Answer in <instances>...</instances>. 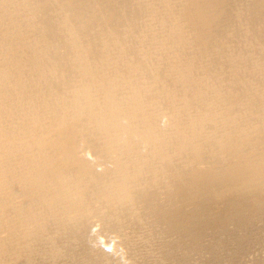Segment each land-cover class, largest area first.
I'll list each match as a JSON object with an SVG mask.
<instances>
[{
	"label": "rangeland",
	"instance_id": "1",
	"mask_svg": "<svg viewBox=\"0 0 264 264\" xmlns=\"http://www.w3.org/2000/svg\"><path fill=\"white\" fill-rule=\"evenodd\" d=\"M183 1L0 0V204L10 205L0 207V232L8 233L0 264H264V223L257 233L247 230L246 209L233 202L212 222L210 182L185 202L195 187L185 171L222 154L215 167L236 164L223 152L228 142L239 145L232 136L238 122H255L260 132L240 144L247 146L242 156L259 152L264 1L208 0L197 36L182 21ZM61 119L77 126V156L97 162L85 180L47 162L36 138ZM252 192L245 207L254 223L264 216V188ZM241 237L243 251L225 263Z\"/></svg>",
	"mask_w": 264,
	"mask_h": 264
},
{
	"label": "bare ground",
	"instance_id": "2",
	"mask_svg": "<svg viewBox=\"0 0 264 264\" xmlns=\"http://www.w3.org/2000/svg\"><path fill=\"white\" fill-rule=\"evenodd\" d=\"M16 1V0H15ZM34 1V0H33ZM53 1V0H52ZM264 1V0H263ZM56 2V1H55ZM121 2V1H120ZM208 3V0H184L183 1V4L180 6L181 7V12H180V15L183 17L182 18V21H184L185 23L188 24L189 28L191 29L192 33L195 34V36H197L200 32H201V25L203 24V22H205L206 20H208L209 18V8L206 7V4ZM29 4V3H28ZM35 7V6H34ZM51 7V6H50ZM79 8V7H78ZM8 9V8H7ZM108 9V8H107ZM82 10V9H81ZM124 11V10H123ZM152 13V12H151ZM37 15V14H36ZM76 15V14H75ZM179 15V16H180ZM81 16V15H80ZM86 17V16H85ZM176 18V17H175ZM46 19V18H45ZM87 19V18H86ZM184 19V20H183ZM14 20V19H13ZM67 20V19H66ZM91 21V20H90ZM13 22V21H12ZM177 22V21H176ZM61 23V22H59ZM73 23V22H72ZM183 24V23H181ZM55 25V24H54ZM94 26V25H93ZM177 26V25H176ZM78 27V26H77ZM106 27V26H105ZM63 28V27H62ZM61 28V29H62ZM68 28V27H67ZM83 28V27H82ZM54 30V29H53ZM100 30V29H99ZM105 30V28H104ZM102 30L104 33L105 31ZM132 30V29H131ZM186 30V29H185ZM189 30V29H188ZM61 31V30H60ZM101 31V32H102ZM190 31V32H191ZM51 32V31H50ZM69 32V31H68ZM99 32V31H98ZM58 33V32H57ZM63 33V32H62ZM96 33V32H94ZM111 33V32H110ZM186 33V32H185ZM103 34V33H102ZM114 34V33H113ZM17 35V34H16ZM33 35V34H32ZM55 35V34H54ZM100 35V34H98ZM189 35V34H188ZM193 36V35H192ZM66 37V36H65ZM84 37V36H83ZM96 37V35L94 36ZM103 37V36H101ZM98 38V37H97ZM100 38V37H99ZM38 39V38H37ZM105 39V38H104ZM85 40V39H84ZM98 40V39H97ZM100 40H103V39H100ZM98 40V41H100ZM106 40V39H105ZM72 41V40H71ZM104 41V40H103ZM86 42V41H85ZM94 43V42H93ZM102 43V42H100ZM95 44V43H94ZM110 44V42H109ZM123 44V43H122ZM90 45V44H89ZM106 45V44H105ZM95 46H97L95 44ZM111 46V45H110ZM115 46V45H114ZM102 47V46H101ZM107 47V46H105ZM91 48V47H90ZM111 48V47H110ZM15 49V48H14ZM96 49V48H95ZM108 49V48H107ZM90 50V49H89ZM99 51V50H98ZM108 51V50H107ZM110 52V51H109ZM94 55V54H93ZM100 55V54H99ZM33 59V58H32ZM38 59V58H37ZM22 60V59H21ZM103 98V97H102ZM166 99V98H165ZM131 100V99H130ZM164 100V99H163ZM203 100V99H202ZM110 103V102H109ZM164 110V109H163ZM264 112V110H263ZM101 113V112H100ZM204 113V112H203ZM98 114V113H97ZM184 114V113H183ZM194 114V113H193ZM195 116V115H194ZM198 116V115H196ZM191 117V116H190ZM201 117V116H200ZM198 118V117H197ZM196 118V119H197ZM105 119V118H104ZM192 120V118H190ZM195 119V118H194ZM203 119V118H201ZM207 120V119H206ZM236 120V118H235ZM239 120V119H238ZM244 120V119H243ZM249 120V119H248ZM254 120V119H253ZM193 121V120H192ZM198 121V119H197ZM196 121V122H197ZM202 121H205V120H202ZM240 121V120H239ZM178 122V121H177ZM188 125L190 123H192L190 120L187 121ZM195 122V123H196ZM200 122V121H199ZM245 122V121H244ZM252 122V121H250ZM255 122H252V123H249L248 122L246 123H240L238 122V126L235 127V130H236V134L235 135H232L233 136V139L236 138L235 140H239V145L237 146L236 149H234V140H233V143L231 144L230 142H228L227 144L231 147L230 150H227L225 149L224 150V155H229V156H233V157H236L237 161H236V164L233 165V166H230L229 164H225L224 166L223 165H220L222 166L221 168H217L215 167L214 165L217 163V161L221 158V160H223V154L221 155V157H217L216 159L212 160L211 162H209L206 166L202 165V168H199V166L197 168H194V169H189V171H185V175L187 178H190L191 181H194L195 183V187H192L194 189V192H191V194H189L188 197L185 198V202H188V201H193V200H197V196H198V192H196V189L198 187V184H207L208 182H210V185L207 189V193H210V196L209 198H205V201L207 202V206L208 208L206 207V209L208 211H210V214L209 216H213L212 219V222H214L216 219H218L220 217V214H221V208L224 207V203H231L233 202V204H235V206H238L239 207V210H244L246 209L244 213H246V220L247 223L245 222V224H247L246 228L247 230H254L256 233L257 231L259 232L260 230V227L263 226V223H264V216L263 217H259L261 219H259V221H256L254 223H252L253 221L256 220V218H254V220L252 221L251 219V213L253 211H250L251 208L247 209V207H245L246 204H249V201L254 198V196H256L257 194H255L254 192L252 191H255L257 190V188H261L263 189L264 188V152L261 151L264 150L262 148V144L264 145V136L262 135L261 137H259V139H257V144L254 145L253 148H257L256 150H258L259 152L254 154V153H251V156L250 157H247L246 155L245 156H242L244 154H248V153H242V152H246L247 150V146L242 147L240 146V144H242L243 142H246L247 140L251 139L253 136H256L257 134H260V132H258V126H255V125H252L254 124ZM178 124V123H177ZM184 124V123H183ZM264 124V123H263ZM262 124V125H263ZM183 126V125H182ZM186 126V125H185ZM190 127L192 126L193 128H195L193 125H189ZM196 126V125H195ZM160 127V126H159ZM158 127V128H159ZM188 127V126H186ZM263 127V126H262ZM51 130L49 131V127L47 128L48 131H41V134L40 136H36L39 137L37 138V140L39 139L40 140V146H43L44 149H45V160H48L52 163H54L55 165H57L58 167L56 169H60L61 170H64L63 172H65V169H67L68 171L70 170H75L76 173L74 174H77V176L82 179V180H85L87 178V176L89 177L90 175H92L95 171V169H97V162H94L92 161L91 159H89L88 157H85V156H81V157H78L77 156V151H79V148L81 145L80 141H78L75 136H76V129H77V126L76 124L74 123V121H69V120H65V119H61L59 120L58 123L54 124V127H51ZM181 128V127H180ZM184 128V127H183ZM189 128V127H188ZM200 128V127H199ZM157 129V128H156ZM173 129V128H172ZM260 129V128H259ZM262 129V128H261ZM45 130V129H44ZM195 130V129H193ZM159 131V130H158ZM192 131V129H191ZM199 131V130H198ZM197 132V131H196ZM224 132V131H223ZM257 132V133H256ZM264 132V131H263ZM16 134V133H15ZM263 134V133H261ZM38 135V133H37ZM226 135V134H225ZM225 137V136H224ZM197 138V137H196ZM230 138V137H228ZM227 140V139H225ZM259 141V142H258ZM37 142V141H36ZM250 142V141H249ZM30 143V142H29ZM237 143V142H236ZM33 144V143H32ZM37 144V143H36ZM180 144V143H179ZM249 144V143H248ZM39 145V144H38ZM194 145V144H193ZM226 145V144H225ZM236 145V144H235ZM260 145V146H259ZM34 146H36L34 144ZM180 146V145H179ZM190 146L193 148V146L190 144ZM197 146V145H196ZM29 147V145H28ZM206 147V146H205ZM264 147V146H263ZM40 148V147H39ZM42 148V147H41ZM83 148V147H82ZM82 148H81V151H82ZM166 148V147H165ZM191 149V148H190ZM188 149V150H190ZM251 149V148H250ZM35 150V149H34ZM184 150V149H183ZM196 150V149H195ZM39 151V149H38ZM178 151V150H177ZM192 150L189 151V155H190V160L192 159V154L190 153ZM41 152V151H40ZM163 152V151H162ZM172 152V151H171ZM195 152V151H194ZM193 152V153H194ZM183 153V152H182ZM185 153V152H184ZM186 153H187V150H186ZM185 153V154H186ZM196 153V152H195ZM42 154V153H41ZM185 154H184V157H185ZM44 155V154H43ZM187 155V154H186ZM80 156V154H79ZM42 157V156H40ZM188 157V156H187ZM197 157V155H196ZM215 158V157H214ZM42 159V158H41ZM186 159V158H185ZM246 159L248 160V164H246ZM43 160V159H42ZM44 161V160H43ZM165 161V160H164ZM45 162V161H44ZM205 162V161H204ZM219 162V161H218ZM187 162H185V165H186ZM191 163V162H190ZM51 164V163H50ZM14 165V164H13ZM53 164H51L52 166ZM200 165V164H199ZM37 166H40V165H37ZM42 166V165H41ZM44 166V165H43ZM42 166V167H43ZM50 165H48L49 167ZM50 166V167H51ZM204 166V167H203ZM55 167V166H54ZM53 167V168H54ZM211 167V168H210ZM52 169V168H51ZM120 169V168H119ZM100 170V169H99ZM11 171V170H10ZM74 171V172H75ZM8 172V171H7ZM13 172V171H12ZM17 172V171H16ZM45 172V171H43ZM54 172V171H53ZM96 172V171H95ZM49 173V172H48ZM62 173V172H61ZM66 173V172H65ZM63 173V174H65ZM11 174V173H10ZM31 174V173H30ZM56 174V172L54 173ZM72 174V172H71ZM103 174V173H102ZM218 174V176H217ZM57 175H58V172H57ZM60 177H61V174H59ZM58 175V176H59ZM100 175V173H99ZM184 175V176H185ZM15 176V175H14ZM34 176V175H33ZM41 176V175H40ZM50 176V175H49ZM55 176V175H54ZM57 176V177H58ZM65 176V175H64ZM75 176V177H77ZM32 177V176H30ZM118 177V176H117ZM35 178V177H34ZM78 178V179H79ZM4 179V178H3ZM71 179V178H70ZM74 179V176L73 178ZM27 180V179H25ZM35 180V179H34ZM58 180V179H57ZM4 181V180H3ZM38 181V180H37ZM180 182V181H179ZM0 185H2V180L0 178ZM36 183V182H35ZM181 184V183H180ZM80 185V184H79ZM43 186V185H42ZM207 187V186H206ZM1 189V188H0ZM34 189V188H33ZM39 190V189H38ZM41 190V189H40ZM57 190V188H56ZM188 190H192L191 188L188 189ZM202 190V189H200ZM45 191V190H44ZM203 191V190H202ZM201 191V192H202ZM204 192V191H203ZM14 193V192H13ZM1 194V192H0ZM12 194V193H11ZM202 194V193H201ZM2 195H4V193H2ZM186 195V194H185ZM229 196L231 200L225 198L226 196ZM253 195V196H252ZM38 196V195H37ZM184 196V195H183ZM5 197V196H4ZM119 197V196H118ZM203 197V196H202ZM205 197V196H204ZM203 197V198H204ZM207 197V196H206ZM16 198V197H15ZM41 198V197H40ZM2 200V198H0ZM8 200V199H7ZM7 200L5 199L2 203L3 204H0V207L4 208L7 206H10L8 203H7ZM29 200V199H28ZM6 201V202H5ZM256 201V200H255ZM10 202V201H9ZM179 202V201H178ZM11 203V202H10ZM254 203V202H253ZM263 204V207H264V201L263 202H260ZM12 204V203H11ZM182 204V203H181ZM180 204V205H181ZM96 205V204H95ZM190 205V204H188ZM24 206V205H23ZM183 206V205H182ZM255 206V205H253ZM73 207V206H72ZM78 207V206H76ZM179 207V206H178ZM184 207V206H183ZM252 207V206H251ZM261 207V206H260ZM1 208V209H2ZM114 208V207H113ZM0 209V210H1ZM15 209V208H14ZM162 209V208H161ZM167 209V208H166ZM182 208H176L175 211H181ZM188 209V208H187ZM8 210V209H7ZM12 210V209H11ZM80 210V209H79ZM158 210V209H157ZM163 210V209H162ZM185 210V209H184ZM98 211V210H97ZM3 211H1L2 213ZM5 212H6V209H5ZM148 212V211H147ZM172 212V211H171ZM256 212V210L254 211ZM4 213V212H3ZM2 213V214H3ZM71 213V212H70ZM170 213V212H168ZM184 213V212H183ZM181 213V214H183ZM186 213V212H185ZM234 213V212H233ZM21 214V213H20ZM19 214V215H20ZM161 214V213H160ZM243 214V213H242ZM5 215V214H4ZM155 215V214H153ZM152 215V216H153ZM159 215V213L157 214ZM164 215V214H163ZM251 215V216H250ZM73 216V215H72ZM156 216V215H155ZM165 216V215H164ZM173 216H176L173 214ZM186 216V215H185ZM208 216V215H207ZM210 216V217H211ZM254 216V215H253ZM252 216V217H253ZM261 216V215H260ZM11 217V216H9ZM8 217V218H9ZM25 217V216H24ZM65 217V216H64ZM167 217V216H165ZM206 217V216H205ZM204 217V218H205ZM222 217V216H221ZM255 217V216H254ZM258 217V216H257ZM1 218V216H0ZM27 218V217H26ZM33 218V217H32ZM162 218V217H161ZM198 218V217H197ZM196 218V219H197ZM204 218L202 220H204ZM207 218V217H206ZM235 218V217H234ZM10 219V218H9ZM157 219V218H155ZM213 219H215L213 221ZM13 219H11L12 221ZM56 220V219H55ZM170 220V219H169ZM177 220V219H176ZM206 222H209L210 221H207L208 219H205ZM204 220V221H205ZM17 221V220H16ZM22 221V220H21ZM165 221V220H164ZM180 221V220H179ZM218 221V220H217ZM4 222V221H3ZM1 222V223H3ZM10 222V221H9ZM167 222V221H166ZM171 222V221H170ZM170 225L171 226V224ZM196 222H199V221H196ZM212 222H211V225H212ZM219 222V221H218ZM223 222V221H222ZM11 223V222H10ZM168 223V222H167ZM183 223V222H181ZM203 223V222H202ZM201 223V225H202ZM29 224V223H28ZM177 224H178V221H177ZM185 224V223H184ZM200 224V223H199ZM207 224V223H206ZM224 224V223H223ZM240 224V223H239ZM152 225V224H151ZM162 225H163V222H162ZM182 225V224H181ZM191 225V224H190ZM205 225V224H204ZM228 225V224H226ZM140 226V225H139ZM175 226V225H174ZM173 226V227H174ZM186 226V225H184ZM207 226V225H206ZM1 227V226H0ZM4 227V226H3ZM138 227V226H137ZM177 227V226H176ZM175 227V228H176ZM181 228L183 226H180ZM196 227V226H195ZM148 228V227H147ZM164 228V227H163ZM1 229V228H0ZM173 229V228H172ZM178 229V228H176ZM175 229V230H176ZM227 229V228H226ZM6 230V229H5ZM162 230V229H161ZM159 230V231H161ZM171 230V228H170ZM183 230V229H182ZM186 230V229H185ZM200 230V229H199ZM9 231V230H8ZM162 231H165L164 229ZM161 231V232H162ZM167 231V230H166ZM181 231V230H180ZM179 231V232H180ZM228 231V230H227ZM233 231V229H232ZM168 232V231H167ZM173 232V231H172ZM177 232V231H176ZM175 232V234H176ZM254 232V233H255ZM169 233H171L169 231ZM252 233V232H251ZM250 233V234H251ZM8 233L5 231L4 232H0V242H2L4 236H6ZM104 234V233H103ZM149 234V233H148ZM163 234H165V232H163ZM168 234V233H167ZM166 234V235H167ZM174 234V232H173ZM172 234V235H173ZM203 234V233H201ZM227 234V233H226ZM234 234V233H233ZM21 235V234H20ZM134 235V234H132ZM229 235V234H228ZM248 235V233H247ZM255 235V234H254ZM259 235V234H258ZM8 236V235H7ZM6 236V237H7ZM227 237V235H225ZM150 237V236H149ZM164 237V236H163ZM171 237V236H169ZM168 237V238H169ZM229 237V236H228ZM258 237V236H257ZM263 237V236H262ZM137 238V237H136ZM146 238V237H145ZM242 238V237H241ZM19 239V238H18ZM72 240V238H70ZM164 239V238H163ZM172 239V238H171ZM177 239V237L175 238ZM196 239V238H195ZM240 239V238H239ZM247 239V237H246ZM244 237L242 238L241 241H237L239 243H237L236 245H234L232 249L229 250V252L227 251V254L225 256V263L226 261L231 263V260L234 256H236L235 254H238L237 252L239 251H243V245L244 243L246 242V240ZM263 239V238H262ZM6 240V239H4ZM16 241V239H14ZM126 240V239H125ZM251 240V239H250ZM98 242V240H96ZM121 241V240H120ZM134 241V240H133ZM147 241V240H146ZM176 241V240H175ZM245 241V242H244ZM248 241V240H247ZM122 242V241H121ZM145 242V241H144ZM165 242V241H164ZM185 242V241H184ZM225 242V241H224ZM103 243V242H102ZM130 243V242H129ZM162 243V242H160ZM166 244H168L167 242H165ZM215 243V242H214ZM96 244V245H95ZM116 244V243H115ZM127 244V243H126ZM145 244V243H144ZM188 244V243H187ZM194 244V243H193ZM247 244V243H246ZM259 246H260V249H261V246H263L264 242L260 241V243H258ZM111 245V244H110ZM165 245V244H164ZM250 245V244H249ZM9 246V245H8ZM101 244L100 243H93V252H96V255L99 254L100 258L102 260H104L103 256H106V253L101 251L100 250V247ZM117 246V244H116ZM122 246V244H121ZM135 246V245H134ZM139 246V245H138ZM147 246V244H146ZM163 246V245H162ZM197 246V245H196ZM243 246V247H242ZM1 247L4 248V247H7V246H2L1 244ZM110 247V246H109ZM151 247V246H150ZM258 247V246H257ZM25 248V247H24ZM58 248V247H57ZM108 248V247H107ZM123 248V247H121ZM120 248V249H121ZM125 248V247H124ZM123 248V250H125ZM148 248V247H147ZM228 248V247H227ZM231 248V247H230ZM55 249V248H54ZM62 249V248H61ZM102 249V248H101ZM110 249V248H109ZM118 249V250H120ZM138 249V248H137ZM140 249V248H139ZM206 249V248H205ZM245 249V248H244ZM255 249V248H254ZM2 249L0 248V251ZM60 250V248L58 249V251ZM64 250V249H62ZM91 250V248H90ZM246 250V249H245ZM109 251H112V250H108L107 254L109 253ZM151 251V250H150ZM222 251V250H221ZM26 252V251H25ZM52 252L55 254V251L52 250ZM141 252V251H140ZM189 252V250H188ZM220 252V251H219ZM4 253V251H3ZM62 253V252H61ZM81 253V251L79 252ZM90 253V252H89ZM112 253V252H111ZM138 253V252H137ZM190 253V252H189ZM201 253V252H200ZM204 253V252H203ZM241 253V252H240ZM253 253V252H252ZM11 254V253H10ZM19 254V253H18ZM85 254V253H83ZM88 254V253H86ZM91 254V253H90ZM219 254V253H217ZM222 254V253H221ZM251 254V253H249ZM50 255V254H49ZM58 255H59V252H58ZM81 255V254H80ZM122 255V254H120ZM129 255V254H128ZM149 255V254H148ZM246 255V254H245ZM25 256V255H24ZM84 256V255H83ZM99 256L98 257H95L94 255V260L95 261H99ZM127 256V255H126ZM217 256V255H216ZM224 256V255H223ZM57 258V256H55ZM59 257V256H58ZM64 257V256H63ZM61 256V258H63ZM214 257V256H213ZM15 258V257H13ZM81 258V257H80ZM111 257H109L110 259ZM132 258V257H130ZM217 259V257H215ZM227 258V259H226ZM11 259V258H10ZM20 259V258H18ZM79 259V257L77 258ZM76 259V260H77ZM92 258H89L88 259V262H85V263H81V264H94V261L91 260ZM125 259H128V258H125ZM124 259V260H125ZM211 259V258H210ZM214 259V258H213ZM219 259L221 260V258L219 257ZM218 259V260H219ZM223 259V258H222ZM254 259V258H253ZM27 260V259H25ZM71 260V259H70ZM75 260V261H76ZM83 260V258H82ZM81 260V261H82ZM121 260V259H120ZM133 260V261H132ZM131 260V263L130 262H126V261H123V264H132L134 263V259ZM136 260V259H135ZM140 260V258L138 259ZM170 260V259H169ZM172 260V259H171ZM212 260V259H211ZM210 260V262H211ZM219 260V261H220ZM262 260V259H261ZM46 261V260H45ZM80 260H78L75 264H79ZM107 261V260H106ZM115 261V260H114ZM113 261V262H114ZM119 261V260H117ZM130 261V260H129ZM142 261V259H141ZM208 261V260H207ZM263 261V260H262ZM51 262V261H49ZM60 262V261H59ZM63 262V261H62ZM102 262V261H101ZM99 262V263H101ZM174 262V261H173ZM213 262V261H212ZM216 260H215V264H216ZM260 262V261H259ZM11 263V262H10ZM25 263V262H24ZM97 262V264H99ZM112 262H110L111 264ZM122 263V262H121ZM120 263V264H121ZM136 263V262H135ZM142 263V262H141ZM219 263V262H218ZM14 264H17L16 261H14ZM19 264V262H18ZM23 264V263H22ZM60 264V263H59ZM65 264H67L65 262ZM71 264V263H70ZM96 264V263H95ZM107 264V263H106ZM119 264V263H117ZM138 264V263H136ZM140 264V263H139ZM214 264V263H212ZM252 264V263H251Z\"/></svg>",
	"mask_w": 264,
	"mask_h": 264
}]
</instances>
